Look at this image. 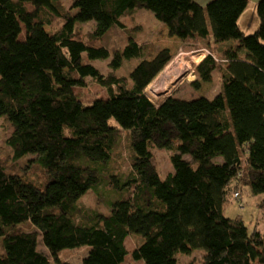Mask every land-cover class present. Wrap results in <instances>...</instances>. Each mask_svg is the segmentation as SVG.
<instances>
[{
    "label": "trees",
    "instance_id": "obj_1",
    "mask_svg": "<svg viewBox=\"0 0 264 264\" xmlns=\"http://www.w3.org/2000/svg\"><path fill=\"white\" fill-rule=\"evenodd\" d=\"M248 2L73 0L66 9L61 0H0V117L12 126L6 143L13 159L32 155L43 174L35 182L8 172L0 158V264H49L39 235L54 264H70L57 253L80 245L90 247L80 264H121L130 234L138 237L131 256L143 264H180L194 251L200 259L187 264H264V230L249 231L240 216L223 212L245 188L262 194L264 212V0L256 4L258 27L245 34L238 19ZM135 9L151 11L169 36L217 45L196 65L192 84L210 81L219 67V93L151 101L145 87L171 54L164 48L144 57L149 46L133 37L109 62L116 71L123 58H139L128 78L102 74L91 61L111 52L78 38L76 24L92 21L98 40ZM53 18L57 27L46 31ZM86 78L107 97L81 101L74 88ZM121 130L131 170L110 174L107 184L127 194L110 201L108 213L81 208L78 200L101 184ZM152 148L170 153L173 170L163 178Z\"/></svg>",
    "mask_w": 264,
    "mask_h": 264
},
{
    "label": "rangeland",
    "instance_id": "obj_2",
    "mask_svg": "<svg viewBox=\"0 0 264 264\" xmlns=\"http://www.w3.org/2000/svg\"><path fill=\"white\" fill-rule=\"evenodd\" d=\"M73 0H61V4L66 9H70ZM47 17V16H46ZM58 21L53 18L52 24L45 25L46 31L54 32L57 27ZM54 25V26H53ZM94 23L87 21L78 23L75 26V34L78 38L85 42L95 44L96 46L105 47L111 54L106 58H98L91 61V63L99 69L102 74L114 72L118 76L128 78L129 71L138 63L136 57L123 58L121 66L116 70L109 66V62L112 60V53L116 50H121L128 41L129 37L139 44L149 46L144 52V57H151L157 50L167 48L171 54L170 63L180 53L191 54L193 52H200L203 54L202 59L213 52H218L219 47L213 45L207 49L204 43L182 41L176 36H169L166 26L158 21L153 13L146 9H135L132 12L124 15L120 18L119 25L111 26L107 32L98 40L93 37L92 31ZM23 34L20 35L22 39ZM225 47V44H220ZM220 56V55H219ZM201 59V61H202ZM218 59V58H217ZM167 63V64H168ZM166 64V65H167ZM164 66V68L166 67ZM197 65V64H196ZM196 65L193 67L192 78L183 80L180 84L176 85L168 94H162L158 97L151 95L148 85L152 83L163 69L154 77V79L145 87V93L151 99V101L158 103L165 99L167 96H171L179 99H193L198 97H206L208 99L213 98L221 90V70L217 67L212 72L211 80L208 82L199 81V86L195 87L192 83L197 79ZM85 85L82 87H75L74 92L80 97L84 103L91 102L94 98L105 99L107 97L105 87L99 85L91 78H86ZM110 125L117 126V123L113 118L109 120ZM12 131V126L5 116L0 117V158L4 161L8 167V172H15L31 179L35 182L43 180V174L41 169L36 165L32 155H27L21 159H13L12 151L8 147L6 140ZM127 131L121 130L120 141L115 149L113 158L103 169V176L101 184L92 190L87 191L79 200L78 205L81 208L94 209L102 213L109 212V202L114 198L121 197L127 194L125 189L120 190L121 192L115 191L111 186L107 184L110 174H117L125 176L131 170L129 157L131 150L128 146ZM154 157V163L159 176L163 178L168 172H171L172 165L170 162V153L168 150L161 148H152ZM185 159L191 160L188 155L184 156ZM124 192V193H123ZM262 198V194L253 195L247 188L242 190V193L234 198L233 195L229 197V201L225 205L224 215L229 218H235L240 216L245 222L249 231L253 228H257L260 231L264 230V212L258 209L257 203ZM23 228H27V225H20ZM138 237L134 234H130L125 238V248L127 255L121 264H143L140 260H134L131 256V252L134 249ZM38 250L45 253L49 259V264L53 263V257L49 251L45 248L42 243L41 235L38 236L37 240ZM88 245H80L74 248L61 249L57 256L60 260L69 262L70 264H80L82 258L86 256L89 251ZM200 251H194L188 256H180V264H187L192 258L200 259Z\"/></svg>",
    "mask_w": 264,
    "mask_h": 264
},
{
    "label": "bare ground",
    "instance_id": "obj_3",
    "mask_svg": "<svg viewBox=\"0 0 264 264\" xmlns=\"http://www.w3.org/2000/svg\"><path fill=\"white\" fill-rule=\"evenodd\" d=\"M202 57L203 54L200 52L191 54L180 53L148 85L151 95L158 97L162 94H168L183 80L192 78L193 67L201 61Z\"/></svg>",
    "mask_w": 264,
    "mask_h": 264
},
{
    "label": "crops",
    "instance_id": "obj_4",
    "mask_svg": "<svg viewBox=\"0 0 264 264\" xmlns=\"http://www.w3.org/2000/svg\"><path fill=\"white\" fill-rule=\"evenodd\" d=\"M199 5L204 7L209 0H196ZM259 0H249L246 8L238 19V24L245 34L252 33L259 24V18L256 13V4ZM142 262V261H141Z\"/></svg>",
    "mask_w": 264,
    "mask_h": 264
},
{
    "label": "built area",
    "instance_id": "obj_5",
    "mask_svg": "<svg viewBox=\"0 0 264 264\" xmlns=\"http://www.w3.org/2000/svg\"><path fill=\"white\" fill-rule=\"evenodd\" d=\"M239 194L237 192L234 193V197H238Z\"/></svg>",
    "mask_w": 264,
    "mask_h": 264
},
{
    "label": "water",
    "instance_id": "obj_6",
    "mask_svg": "<svg viewBox=\"0 0 264 264\" xmlns=\"http://www.w3.org/2000/svg\"><path fill=\"white\" fill-rule=\"evenodd\" d=\"M167 97H169V96H167ZM167 97H166V98H167Z\"/></svg>",
    "mask_w": 264,
    "mask_h": 264
}]
</instances>
